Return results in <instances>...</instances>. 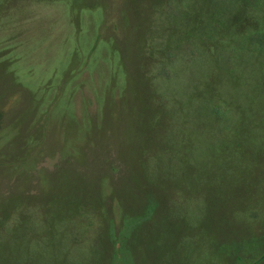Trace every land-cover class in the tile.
<instances>
[{
    "label": "rangeland",
    "instance_id": "rangeland-1",
    "mask_svg": "<svg viewBox=\"0 0 264 264\" xmlns=\"http://www.w3.org/2000/svg\"><path fill=\"white\" fill-rule=\"evenodd\" d=\"M0 264H264V0H0Z\"/></svg>",
    "mask_w": 264,
    "mask_h": 264
}]
</instances>
